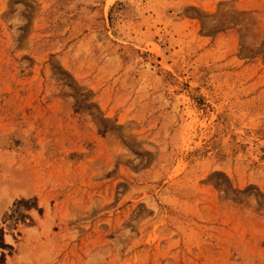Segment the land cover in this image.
<instances>
[{"label":"rangeland","instance_id":"obj_1","mask_svg":"<svg viewBox=\"0 0 264 264\" xmlns=\"http://www.w3.org/2000/svg\"><path fill=\"white\" fill-rule=\"evenodd\" d=\"M0 264H264V0H0Z\"/></svg>","mask_w":264,"mask_h":264}]
</instances>
